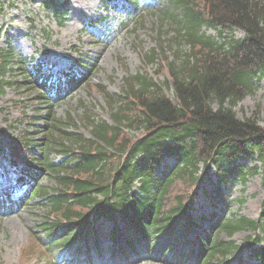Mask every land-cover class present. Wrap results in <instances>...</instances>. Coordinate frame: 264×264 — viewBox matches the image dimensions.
Masks as SVG:
<instances>
[{"label": "trees", "instance_id": "1", "mask_svg": "<svg viewBox=\"0 0 264 264\" xmlns=\"http://www.w3.org/2000/svg\"><path fill=\"white\" fill-rule=\"evenodd\" d=\"M56 2L49 4L56 8V17L63 19L61 5ZM171 5L179 14H165L177 25L169 43L179 49L187 44L192 58L177 50L174 61H169L159 35L160 52L152 50L148 61H158L161 69L166 68L168 80L163 86L173 88L174 101L162 86L138 74L125 80L122 95L103 91L114 125L88 120L94 139L63 130L50 107L44 130L39 132L44 139L24 137L17 142L12 162L21 171L35 176L32 165L36 164L41 171L56 175L57 188L48 197L54 221L46 220L40 226L46 243H75L91 215L97 220L110 219L117 226L118 220L123 223L110 234L122 253L128 247L134 252L142 244L150 247L162 235L174 239L186 220L198 225L188 205L189 194L202 178V166L206 174L211 171L217 176L218 186L237 177L246 181L247 175L258 173L260 167L249 169L240 163L257 155L264 188V128L258 117L241 120L235 111L255 91L254 79L264 75V0H172ZM217 27L239 28L246 36L219 44L203 31ZM14 64L23 70V59L12 49H0V94L11 85L4 77ZM23 75L22 86L33 91L39 90L38 85L42 87L39 77ZM40 94L34 100L49 103L46 94ZM134 131L140 134L135 136ZM54 147H63L68 158L53 162L50 155ZM166 158L176 159L178 166L160 177L157 171ZM43 190L38 192L45 194ZM244 231L264 233V200L259 220L223 218L211 232L197 236L195 263H226L243 249L231 238ZM262 241L264 237H250L246 247L264 264V249L253 248ZM100 243L99 237L97 249Z\"/></svg>", "mask_w": 264, "mask_h": 264}, {"label": "rangeland", "instance_id": "2", "mask_svg": "<svg viewBox=\"0 0 264 264\" xmlns=\"http://www.w3.org/2000/svg\"><path fill=\"white\" fill-rule=\"evenodd\" d=\"M47 1L0 0V48L11 47L16 56L25 59L26 70L32 72L39 66L53 76L52 80L67 74L89 78V82L78 87L79 84L54 105L56 118L65 121L71 131L89 138L90 129L83 122L85 115L111 122L98 87L111 94H121L125 78L139 72L149 74L158 83L165 82V72L160 73L156 66L146 65L144 58L156 47L159 34L163 40L175 34L177 25L165 15L167 10L172 11V5L170 0H57L61 5L60 13L65 16L62 19L56 17L52 8L46 7ZM220 31L225 39L231 35L237 39L244 35L242 31L231 34L228 29H207V34L219 38ZM166 49V55L173 59L175 48ZM156 72L160 74L157 76ZM22 73L14 64L5 76V81L11 85L0 94V173L3 177L14 173L9 163L16 141L25 132L32 138L33 124L41 126L47 110L43 105L36 107L30 91L16 85L22 82ZM168 94L173 97L172 92ZM235 111L241 120L258 117L259 125L264 127V78ZM58 156L55 153L53 160H62ZM254 158L244 162L249 169L260 166L256 156ZM176 165L175 160H166L160 173L169 174ZM262 172L261 168L257 174L249 173L246 181L238 178L231 182L222 188L220 198L216 194V178L210 182L203 171L202 181L189 194L193 197L190 214L199 222L198 228L186 226L176 234L172 247L168 246L169 238L163 237L151 252L143 249L126 261L119 253L110 255V241L106 242L102 255L93 253L92 260L68 253L59 246L44 245L41 232L37 230L49 214L45 198L38 196L19 209H8L6 215L0 214V264H194L196 232H209L217 219L223 217L260 218L264 198ZM6 182L10 183V180ZM40 183L45 188H54V175L46 174ZM213 213L215 219H212ZM99 225L107 234L112 227L106 221ZM253 235L252 232H241L233 240L245 245L246 238ZM226 264L255 262L249 261L246 253L241 261L234 259Z\"/></svg>", "mask_w": 264, "mask_h": 264}]
</instances>
